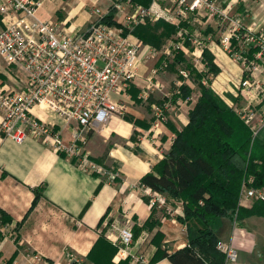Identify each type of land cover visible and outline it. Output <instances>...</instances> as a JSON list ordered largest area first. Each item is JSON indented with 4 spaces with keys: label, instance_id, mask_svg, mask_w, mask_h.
<instances>
[{
    "label": "crops",
    "instance_id": "1",
    "mask_svg": "<svg viewBox=\"0 0 264 264\" xmlns=\"http://www.w3.org/2000/svg\"><path fill=\"white\" fill-rule=\"evenodd\" d=\"M41 1L37 17L69 32H84L113 10L115 26L126 29L123 35L139 46L137 76L123 93L113 96L125 107L124 114L81 133L84 142L76 144L79 156L86 155L104 174L81 168L77 157L42 139L28 136L18 141L0 132V264H96L103 245H114L113 235L108 237L113 226L124 221L132 223L134 240L127 252L113 255V264L127 259L135 264L137 257L144 264H171L167 259L150 262L157 251V232L168 254L188 244L187 231L176 219L182 216L181 204L157 205L152 219L159 225L145 228L151 206L142 197L152 199L153 192L140 188L139 181L171 149L175 134L188 126L202 87L240 117L250 115L253 123L264 111V63L256 58V40L264 42V0H185L184 6L180 0H151L149 7L155 2L175 17L166 22L175 28L173 34L162 28L153 32L157 46L131 33L129 19L140 6L128 0ZM250 46L257 51L247 60L244 54ZM204 51L218 70L215 76L208 73ZM151 75L160 89L146 91ZM246 79L249 88L241 86ZM182 87L189 90L185 99L179 93ZM156 109L161 110L160 118ZM33 113L51 124L65 147L79 131L75 122L51 117L39 107ZM263 127L253 138H264ZM222 221L227 231L219 236L213 226L214 233L218 241L237 249V264H264V218Z\"/></svg>",
    "mask_w": 264,
    "mask_h": 264
},
{
    "label": "built area",
    "instance_id": "2",
    "mask_svg": "<svg viewBox=\"0 0 264 264\" xmlns=\"http://www.w3.org/2000/svg\"><path fill=\"white\" fill-rule=\"evenodd\" d=\"M42 2L0 0L3 23L0 59L16 73L13 82L0 84V132L18 141L28 136L42 139L57 150L77 157L81 168L104 174V170L90 162L86 155L79 156L76 144L84 142L81 133L86 134L94 125L124 114L125 107L113 96L123 93L137 76L139 46L123 35L122 28L101 23L103 16L84 32H69L57 22L41 20L37 11ZM179 4L184 6L186 2L180 0ZM135 8V15L129 19L131 26L147 18L175 21L174 15L162 10L155 2L147 9ZM236 30L237 25L232 28V31ZM256 41L260 48L256 58L264 63V42ZM148 55L153 57L155 53L149 50ZM147 81L146 91L160 89L152 82L153 75ZM241 86L249 88L251 85L246 79ZM146 96V92L142 94L144 99ZM35 107L51 117L77 124L79 131L73 135L68 147L63 146L58 135L52 132L51 124L33 113ZM156 110L160 118L161 110ZM241 117L253 136L258 128L264 126V111L259 113L255 123L250 115ZM151 195L150 206L165 204L162 195L154 192ZM241 197L242 201L263 200L264 193L245 186ZM111 234L118 254L127 252L134 240L132 223L124 221L117 227L113 226L108 237ZM216 250L224 256V264H237L238 251L232 245L218 241ZM134 262L145 263L142 257L135 258Z\"/></svg>",
    "mask_w": 264,
    "mask_h": 264
},
{
    "label": "trees",
    "instance_id": "3",
    "mask_svg": "<svg viewBox=\"0 0 264 264\" xmlns=\"http://www.w3.org/2000/svg\"><path fill=\"white\" fill-rule=\"evenodd\" d=\"M128 1L133 7L144 9L152 2ZM100 22L117 25L113 21V10ZM158 28L166 34L175 32L173 25L163 20H157L153 25L145 20L144 24L132 26L131 33L142 43L157 46L153 32ZM123 32L128 31L124 29ZM256 51L250 46L244 56L252 60ZM204 55L208 73L215 76L217 68L205 51ZM179 93L185 99L189 90L182 87ZM250 177L252 185L249 184ZM245 186L264 188V138L259 134L253 138L244 120L210 89L202 87L189 112L188 126L175 134L171 149L139 181L140 188L164 196L165 203L181 204L182 216L176 219L184 225L188 237L184 248L168 254L161 249L162 236L157 232V251L150 263L167 259L171 264H224V256L216 250L218 239L214 223L220 218L232 223L251 216L264 218V199L252 201L250 207L242 206L241 193ZM142 200L149 204V198L143 196ZM155 208L156 205L151 206L145 228L159 225L152 219ZM117 249L116 245L104 244L96 264H113L111 259ZM118 264L129 262L127 259Z\"/></svg>",
    "mask_w": 264,
    "mask_h": 264
},
{
    "label": "rangeland",
    "instance_id": "4",
    "mask_svg": "<svg viewBox=\"0 0 264 264\" xmlns=\"http://www.w3.org/2000/svg\"><path fill=\"white\" fill-rule=\"evenodd\" d=\"M0 67H1V72H0V84L2 83H7L9 81H14L12 77L9 76L12 75L14 77V75L16 74L13 68H9L8 66H6L3 62L0 61ZM247 70V69H246ZM6 71V73H5ZM263 127V126H262ZM264 128V127H263ZM264 134V131H263ZM251 181L249 182L250 185H252V178L250 177ZM254 190H258L264 193V188H253ZM172 201V200H171ZM244 201L246 202V204L250 205L254 202V199H244ZM253 201V202H252ZM225 219V218H224ZM218 224V225H217ZM214 227H215V231L216 233L220 236L221 233L226 232L227 231V223L225 221H222V218L219 219V223L218 221H216L214 223Z\"/></svg>",
    "mask_w": 264,
    "mask_h": 264
}]
</instances>
